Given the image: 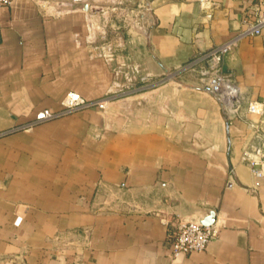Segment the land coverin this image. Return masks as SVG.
Here are the masks:
<instances>
[{
	"label": "crops",
	"instance_id": "crops-1",
	"mask_svg": "<svg viewBox=\"0 0 264 264\" xmlns=\"http://www.w3.org/2000/svg\"><path fill=\"white\" fill-rule=\"evenodd\" d=\"M137 32L108 0L0 9V264H264L252 129L183 66L238 35L260 0H147ZM264 99V29L225 58ZM106 109L60 110L66 93ZM215 213L206 250L172 257L163 217Z\"/></svg>",
	"mask_w": 264,
	"mask_h": 264
},
{
	"label": "built area",
	"instance_id": "built-area-1",
	"mask_svg": "<svg viewBox=\"0 0 264 264\" xmlns=\"http://www.w3.org/2000/svg\"><path fill=\"white\" fill-rule=\"evenodd\" d=\"M14 0H0V9L11 6ZM254 20H246L245 28L236 36L218 44L209 50L199 53L183 66V70L196 74L199 84L208 89L220 104L224 115L229 119H240L252 129L242 155V159L250 165L254 174L264 177V99L250 97L243 89L232 71L225 68V58L238 45L244 35L260 34L264 29V0H260L253 8ZM108 100L87 101L82 95L70 90L62 101L60 110L50 108L39 111L34 121L36 124L45 120L63 116L82 108L97 106L108 107ZM162 223L170 227L169 239L172 257L188 255L207 249L209 243L219 234L215 224L203 225L186 218L163 217Z\"/></svg>",
	"mask_w": 264,
	"mask_h": 264
},
{
	"label": "rangeland",
	"instance_id": "rangeland-1",
	"mask_svg": "<svg viewBox=\"0 0 264 264\" xmlns=\"http://www.w3.org/2000/svg\"><path fill=\"white\" fill-rule=\"evenodd\" d=\"M109 9L114 14V20L127 24L129 30L137 32V24L141 23V11L145 8L144 0H108Z\"/></svg>",
	"mask_w": 264,
	"mask_h": 264
},
{
	"label": "water",
	"instance_id": "water-1",
	"mask_svg": "<svg viewBox=\"0 0 264 264\" xmlns=\"http://www.w3.org/2000/svg\"><path fill=\"white\" fill-rule=\"evenodd\" d=\"M149 3V0H147ZM262 129L264 130V122L261 124ZM187 221H194L201 223L203 225H211L214 224L215 213L213 211H209L207 215L198 216V217H187Z\"/></svg>",
	"mask_w": 264,
	"mask_h": 264
}]
</instances>
